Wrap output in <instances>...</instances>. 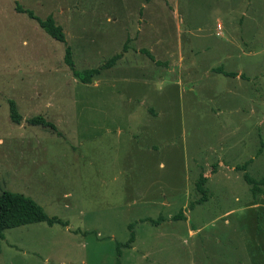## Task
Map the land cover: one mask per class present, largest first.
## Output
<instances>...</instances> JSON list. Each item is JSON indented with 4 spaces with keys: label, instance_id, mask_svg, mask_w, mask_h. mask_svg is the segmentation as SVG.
<instances>
[{
    "label": "rangeland",
    "instance_id": "obj_1",
    "mask_svg": "<svg viewBox=\"0 0 264 264\" xmlns=\"http://www.w3.org/2000/svg\"><path fill=\"white\" fill-rule=\"evenodd\" d=\"M125 45L91 83L65 61ZM244 172L264 178V0H0V192L68 222L7 229L0 264H264V194Z\"/></svg>",
    "mask_w": 264,
    "mask_h": 264
},
{
    "label": "trees",
    "instance_id": "obj_2",
    "mask_svg": "<svg viewBox=\"0 0 264 264\" xmlns=\"http://www.w3.org/2000/svg\"><path fill=\"white\" fill-rule=\"evenodd\" d=\"M17 10L19 12L27 13L30 17L36 19L39 22L40 26L56 40L60 42H66V34L64 28L62 25L57 23L53 14H49L45 18H41L33 10L24 8L19 3L17 4ZM127 48L129 50V47L125 45L122 52L114 54L99 67L88 68L80 71L76 68L71 46H67L65 52V61L71 68L73 75L76 78H78L83 83H91L94 78L101 74L102 69H107L114 66L118 62V60L123 57L124 52L127 50ZM216 71L233 77L237 75V73L234 71H226L222 68H218ZM8 101L11 120L17 124H20L23 117L19 111L16 100L13 98H9ZM28 121L33 125H41L43 127L50 128L55 132L58 131L55 123H53L51 120H48L43 115L33 116ZM251 161L252 159L247 160L242 166H239L238 168L246 170ZM243 176L244 179L251 185V190L255 199H257L258 196L264 194V188L261 186L262 184H264V178L257 179L248 172H244ZM206 181L207 177L202 174L197 182V189L202 193V196L192 202L191 206L207 200L208 190L205 187ZM184 216V212L181 211L179 212V214L173 216V218L178 219ZM162 219L163 218L160 217L159 220ZM144 221H149L153 224H156L158 222L153 218H145ZM38 222H47L50 225H53L55 223L68 225V222H66L62 218H59L57 216H50L40 203H38L34 198L22 192H15L10 190L0 192V253L2 250L1 243L5 238V231L7 229ZM132 227V224H130V228ZM134 240L135 234L132 233L130 239L125 243H120L119 246L130 247ZM117 264H120V262L118 261Z\"/></svg>",
    "mask_w": 264,
    "mask_h": 264
},
{
    "label": "crops",
    "instance_id": "obj_3",
    "mask_svg": "<svg viewBox=\"0 0 264 264\" xmlns=\"http://www.w3.org/2000/svg\"><path fill=\"white\" fill-rule=\"evenodd\" d=\"M128 40H129V39H128ZM237 75H238V74H237ZM237 75H236V76H237ZM215 167H218V164H216ZM235 168H237V167L235 166Z\"/></svg>",
    "mask_w": 264,
    "mask_h": 264
}]
</instances>
